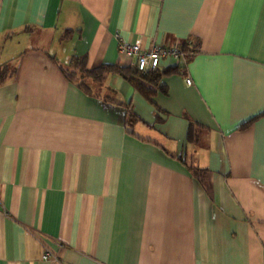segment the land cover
Masks as SVG:
<instances>
[{"label":"crops","instance_id":"obj_1","mask_svg":"<svg viewBox=\"0 0 264 264\" xmlns=\"http://www.w3.org/2000/svg\"><path fill=\"white\" fill-rule=\"evenodd\" d=\"M120 40L199 50L152 100L66 80ZM2 64L0 264H264V0H0Z\"/></svg>","mask_w":264,"mask_h":264},{"label":"trees","instance_id":"obj_2","mask_svg":"<svg viewBox=\"0 0 264 264\" xmlns=\"http://www.w3.org/2000/svg\"><path fill=\"white\" fill-rule=\"evenodd\" d=\"M24 31H27L26 29ZM180 49L185 52L187 63L199 50L198 40H189L184 43ZM61 71L68 82L75 84L79 89L87 94L92 95V88L89 81L102 84L109 74H119L124 77L141 95L152 100L158 93L166 94V88L162 86V78L172 73L185 74L186 68L180 69L174 67L168 70L157 69L155 71L142 72L134 66L124 67L119 64L101 65L98 68H89L86 57L73 56L66 67L61 66ZM15 73L11 64L0 65V84L4 83L8 77ZM136 121V116L131 112L128 113L127 124L133 126ZM197 123L191 122L189 126L188 139L189 141L197 138ZM192 174L200 181H205L207 170L199 167H190Z\"/></svg>","mask_w":264,"mask_h":264},{"label":"built area","instance_id":"obj_3","mask_svg":"<svg viewBox=\"0 0 264 264\" xmlns=\"http://www.w3.org/2000/svg\"><path fill=\"white\" fill-rule=\"evenodd\" d=\"M118 51L120 54L130 58L132 60L131 65L142 72L157 70L160 66L161 59L168 57L171 58L175 66L179 67L181 70L187 68L186 54L179 47L153 45L151 48L146 49L141 43H130L120 40ZM185 82L187 85H191L192 79L186 77ZM42 258L45 261H53L56 259L48 248H45Z\"/></svg>","mask_w":264,"mask_h":264}]
</instances>
